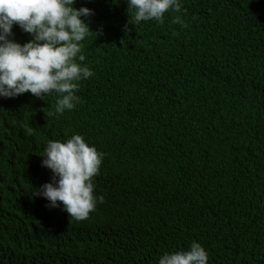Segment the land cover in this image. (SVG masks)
<instances>
[{"label":"trees","instance_id":"16d2710c","mask_svg":"<svg viewBox=\"0 0 264 264\" xmlns=\"http://www.w3.org/2000/svg\"><path fill=\"white\" fill-rule=\"evenodd\" d=\"M74 6L94 10L97 33L82 41L94 75L75 108L49 116L55 94L0 97V264H158L192 241L208 264H264V0H182L163 24L135 25L127 0ZM73 134L104 153V200L85 220L32 195L52 179L47 141ZM220 209L242 216L207 221L205 236L187 220Z\"/></svg>","mask_w":264,"mask_h":264},{"label":"clouds","instance_id":"9594fccd","mask_svg":"<svg viewBox=\"0 0 264 264\" xmlns=\"http://www.w3.org/2000/svg\"><path fill=\"white\" fill-rule=\"evenodd\" d=\"M74 4L75 0H0V97L13 98L30 92L44 99L55 94L58 98L54 112L47 113L49 116L75 108L79 102L76 95L79 82L94 75L82 63L86 59L82 41L97 33L86 19L94 10L87 6L77 8ZM127 5L131 16L128 23L132 25L153 20L163 24L165 12L182 11V0H127ZM172 23L187 27L179 14ZM14 25L30 34L31 39L24 43L17 41ZM22 128L25 135L33 134V127L22 125ZM42 156L41 164L51 169L52 179L36 188L32 195L45 198L49 207L62 205L76 220L87 219L97 203L104 200L94 193V177L100 173L104 153L87 143L81 134H73L63 142L48 140ZM212 175L218 181L225 178V173L212 171ZM241 216H235L234 220ZM187 220L191 226L202 223L201 236L207 233V221L222 224L234 221L225 209ZM53 263L58 264L59 258ZM158 264H208V253L201 242L192 241L187 250L163 253Z\"/></svg>","mask_w":264,"mask_h":264}]
</instances>
